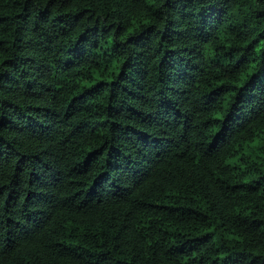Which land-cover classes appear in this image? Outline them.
<instances>
[{
	"label": "trees",
	"instance_id": "16d2710c",
	"mask_svg": "<svg viewBox=\"0 0 264 264\" xmlns=\"http://www.w3.org/2000/svg\"><path fill=\"white\" fill-rule=\"evenodd\" d=\"M0 264H264V0H0Z\"/></svg>",
	"mask_w": 264,
	"mask_h": 264
}]
</instances>
